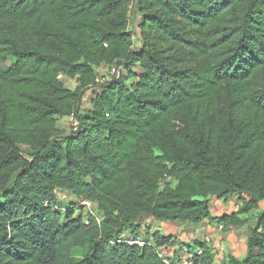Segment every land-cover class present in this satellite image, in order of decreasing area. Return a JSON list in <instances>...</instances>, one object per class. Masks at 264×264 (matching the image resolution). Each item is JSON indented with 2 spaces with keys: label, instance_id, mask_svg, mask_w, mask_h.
<instances>
[{
  "label": "trees",
  "instance_id": "obj_1",
  "mask_svg": "<svg viewBox=\"0 0 264 264\" xmlns=\"http://www.w3.org/2000/svg\"><path fill=\"white\" fill-rule=\"evenodd\" d=\"M263 205L264 0H0V264H214L206 241L171 259L142 221L251 213L227 264H264Z\"/></svg>",
  "mask_w": 264,
  "mask_h": 264
},
{
  "label": "rangeland",
  "instance_id": "obj_2",
  "mask_svg": "<svg viewBox=\"0 0 264 264\" xmlns=\"http://www.w3.org/2000/svg\"><path fill=\"white\" fill-rule=\"evenodd\" d=\"M133 23L134 24L131 25L129 31L134 37V41H135L134 42V47L137 48V45H138V42H139V38H138V36L136 34L137 33L136 25H135L136 22L134 21ZM98 74H99L98 75L99 80H102V79L103 80H108L109 77H110V76H108L109 75L108 67H105L103 69V71L102 72H98ZM62 83H63V86L65 88L70 89V90H72V89H74L76 87V83L73 80H63ZM96 89H98V88H94L93 90H95V92H96ZM90 93H91V91H89L87 93V95L85 94V99L86 98L88 99L89 97L91 98ZM70 122H71L70 119H62V120H60L58 122V127L62 131H68L69 130V126L71 125ZM23 149H24L25 155L28 157V153H27L28 150L26 148H23ZM58 193H59V191L57 192V194ZM62 194H65V193L62 192ZM65 201H70L71 202V201H73V199L69 198V199H67ZM65 201L61 202V205L63 204L62 205L63 208H60L61 211L65 208L66 204L69 203V202H65ZM262 207H264V205ZM262 207L260 209H262ZM255 215H256V213H251L250 215L245 216L243 218V220L246 221V225H245L244 228L239 229V231L235 234L238 237L237 243L235 245L236 249H238V245L240 247H242L243 242L245 240V238L243 237V234H244L245 231L246 232L248 231L249 227L254 225V223H255ZM142 222H145V221H142ZM178 223H180V222H178ZM144 224L147 225V223H144ZM168 225H170V226L167 227V229L163 228L162 232L164 233V230H165L168 234L171 235L170 237H172V239H174V241H175V243H173V244H175V249L176 250L171 254L172 257H173V254H174V258H177L178 255L180 254V252H182V253L190 252V250L193 249L194 245H196L198 243V242H193V243L191 242L189 244L188 243L184 244V243L181 242V239H185V238H189L190 239L189 242L193 240V233H194V230H193L194 227L193 226L186 224V222H181L180 226H179V224H168ZM214 232H215L214 234H216L215 230H214ZM216 236H219V233L216 234ZM219 240H220L221 245H220L219 242L217 244H215V245L211 244L212 245L211 246V251H212L211 253H213V255H214L213 257H214V260H215L214 264H227V258L226 257H231L230 255L233 254L234 252L228 248V243H227L228 239H226V236L224 234L221 235V238H219ZM203 241H204V239H203ZM203 241H201V242H203ZM209 242L211 243V240H209ZM172 247L173 246H171L169 249L166 250V254L170 255L169 250ZM191 251H193V250H191ZM225 253H227V256H225ZM74 255L76 257H80L81 253H80V251H75ZM216 256L217 257L219 256V257L216 258ZM221 257H224L223 260H222Z\"/></svg>",
  "mask_w": 264,
  "mask_h": 264
},
{
  "label": "crops",
  "instance_id": "obj_3",
  "mask_svg": "<svg viewBox=\"0 0 264 264\" xmlns=\"http://www.w3.org/2000/svg\"><path fill=\"white\" fill-rule=\"evenodd\" d=\"M237 209H238V204L236 202L235 197L230 198L226 203L212 202L210 204V213H211L212 217H220V216L225 215V214H227V215L234 214L237 211ZM143 221H145L143 223H147L146 226L149 227L151 233L158 232L163 236H171L165 230H164V233L162 232L163 228L167 229V227L170 226L168 224H179V226L181 224L178 222H176V223H173V222H170V223L169 222H157V221H153V220L147 219V218L144 219ZM193 230H194L193 240L189 242V240H190L189 238L181 239L182 243H184V244L188 243L189 244L191 242L192 243L193 242H201L204 239L203 242H205V241L209 242V240H211V243L209 242L210 245L211 244L215 245L218 242L220 243L219 238H221V235L224 234L226 236V239H228V242H227L228 248L234 252L230 256L233 258H236V259H242L244 257L245 241H246V238L248 236V232L245 231L243 234V237L245 238V240L243 242L242 247H240L238 245V249H236L235 245L237 243L238 237L235 234L239 231V228H232V229L225 232V231H222L221 227H217L215 225L209 224L208 221H204L199 226L194 227ZM214 230L216 231V234L219 233V236H216V234H214L215 233ZM220 245H221V243H220ZM172 246L173 247L169 250V253H170L169 257L171 259H174V254H173V257L171 254L176 250L175 244H173ZM180 254L183 255L185 253L180 252ZM225 256H227V253H225ZM218 257L216 256V258H218ZM221 258L223 260L224 257H221Z\"/></svg>",
  "mask_w": 264,
  "mask_h": 264
},
{
  "label": "built area",
  "instance_id": "obj_4",
  "mask_svg": "<svg viewBox=\"0 0 264 264\" xmlns=\"http://www.w3.org/2000/svg\"><path fill=\"white\" fill-rule=\"evenodd\" d=\"M108 76H110L109 79L110 78L119 79L120 71L116 67H112V68L109 69V75ZM58 79L61 80L62 77L59 76ZM69 119L71 120V122H70L71 125L73 127H76L77 123L75 122V120L72 119V118H69ZM66 199H67L66 194H62L61 197H59V201H65ZM79 205L83 208V212H84L85 215L89 214L90 216H94L95 205L92 202H90V201H81L79 203ZM84 222H85V224H87L86 220H84ZM119 243H127L130 246L131 245L144 246V243H142L140 240L131 241V240H128V239H125V238L116 239V244H119ZM149 245L153 246V244H151V243ZM156 253H157V256L159 257V259H161L164 264H171L169 259L164 255V253L160 249H157ZM197 253H200V251H198ZM174 264H192V262H191V260L188 257L184 256V257H181Z\"/></svg>",
  "mask_w": 264,
  "mask_h": 264
}]
</instances>
